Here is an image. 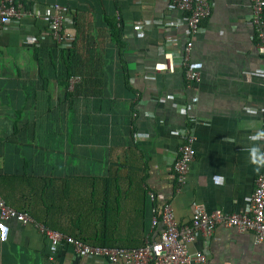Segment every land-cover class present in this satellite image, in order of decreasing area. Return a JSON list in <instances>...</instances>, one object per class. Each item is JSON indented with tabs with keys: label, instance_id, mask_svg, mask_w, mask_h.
I'll use <instances>...</instances> for the list:
<instances>
[{
	"label": "crops",
	"instance_id": "obj_1",
	"mask_svg": "<svg viewBox=\"0 0 264 264\" xmlns=\"http://www.w3.org/2000/svg\"><path fill=\"white\" fill-rule=\"evenodd\" d=\"M20 1L33 16L0 32V195L8 205H28L33 215L44 190L51 228L111 246H139L159 232L152 204L170 202L178 223L189 221L194 202L207 211L247 209L264 145V61L250 0H209L210 14L192 38L196 83L178 66L152 68L164 53L178 65L185 44V14L169 9V0ZM54 3L65 9L64 29L86 74L76 95L62 83L48 32ZM109 21L122 30L120 54ZM190 132L196 154L177 192L173 161L180 134ZM196 251L205 264H264V240L222 224L189 244ZM0 264L126 263L53 245L34 225L9 219L0 220Z\"/></svg>",
	"mask_w": 264,
	"mask_h": 264
},
{
	"label": "built area",
	"instance_id": "obj_2",
	"mask_svg": "<svg viewBox=\"0 0 264 264\" xmlns=\"http://www.w3.org/2000/svg\"><path fill=\"white\" fill-rule=\"evenodd\" d=\"M250 22L254 28L257 52L264 61V0H250ZM169 9L184 13L180 24L185 27L186 40L181 51L178 65L172 60L171 53H164L163 60L153 65L156 72H174L178 66L189 83L199 82L200 71L191 61L192 38L202 29L203 21L211 10L209 0H169ZM28 16H33V11L20 0H0V32L14 28V25ZM48 32L52 40L59 47H68L72 36L64 29L68 21L63 6L54 3L47 9ZM264 77V68L259 72ZM79 80L78 76L69 78L70 87ZM138 93L136 94V100ZM185 107H179L180 112ZM135 115V113H133ZM195 136L192 132L180 134V144L173 161L174 180L177 192L186 183L189 166L195 158L193 142ZM264 143V136H263ZM260 171L255 178V185L247 209L242 212H225L221 209L207 211L202 203L194 202L191 206V216L187 223H178L174 217L170 202H164L160 207L151 205V227L154 229L159 223L161 229L154 236L146 235L143 243L135 247L90 245L81 239L51 229L36 221L28 212L18 210L8 205L0 195V220L9 219L25 225L32 224L37 230L47 237L53 245L65 243L70 245L75 252L85 256L98 258L107 263L122 261L126 264H205L206 258L202 251L193 255L189 252V244L197 236L210 237L216 225L222 224L232 227L238 232H253L255 242L264 240V145L258 152ZM147 196L153 202L156 194L147 191Z\"/></svg>",
	"mask_w": 264,
	"mask_h": 264
},
{
	"label": "trees",
	"instance_id": "obj_3",
	"mask_svg": "<svg viewBox=\"0 0 264 264\" xmlns=\"http://www.w3.org/2000/svg\"><path fill=\"white\" fill-rule=\"evenodd\" d=\"M109 31L112 40L117 45L118 53L123 48V42H122V30L116 26L114 22L109 21ZM55 53L56 56L60 58V62H62V66L64 68L63 74L61 75L64 80H62V83L68 86L69 84V78L71 76H78L79 80L73 84V94L76 95L78 93V86L79 84L84 80L86 74L83 71V65L80 64V55L76 51V44H74V40L72 39V42L70 46L68 47H59L55 43ZM35 58L42 64V60L38 59L37 55L35 54ZM39 76L43 80V82L47 81V77L43 74L42 65H39ZM37 200H33V215L30 214V207L27 205L23 207V209H20L21 211L28 212L33 218L44 224L45 226L51 228L48 223L46 222V199H45V191L43 190L41 193H38ZM40 202L41 204H36L37 202ZM35 202V203H34ZM38 205V206H37ZM40 211V213H39ZM53 229V228H51ZM74 237V236H73ZM76 238V237H75ZM80 239V238H78ZM82 240V239H81ZM86 243V242H85ZM101 246H111V245H101ZM112 246H120V247H135V246H121V245H112Z\"/></svg>",
	"mask_w": 264,
	"mask_h": 264
}]
</instances>
